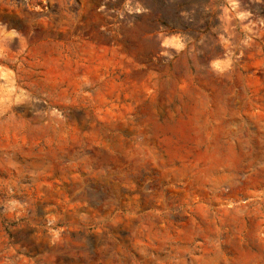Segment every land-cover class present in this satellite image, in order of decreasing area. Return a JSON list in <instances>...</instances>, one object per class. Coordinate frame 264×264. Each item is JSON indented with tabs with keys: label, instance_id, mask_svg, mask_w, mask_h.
<instances>
[{
	"label": "rangeland",
	"instance_id": "1",
	"mask_svg": "<svg viewBox=\"0 0 264 264\" xmlns=\"http://www.w3.org/2000/svg\"><path fill=\"white\" fill-rule=\"evenodd\" d=\"M0 264H264V0H0Z\"/></svg>",
	"mask_w": 264,
	"mask_h": 264
}]
</instances>
